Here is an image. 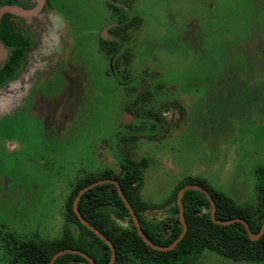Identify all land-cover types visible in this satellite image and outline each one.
Instances as JSON below:
<instances>
[{
	"label": "rangeland",
	"instance_id": "1",
	"mask_svg": "<svg viewBox=\"0 0 264 264\" xmlns=\"http://www.w3.org/2000/svg\"><path fill=\"white\" fill-rule=\"evenodd\" d=\"M13 1L32 10L39 0ZM107 1L48 0L35 15L7 14L32 44L0 84V264H10L11 240H59L73 186L121 175V157L145 161L138 193L162 207L155 218L185 177L256 205L264 0ZM116 27L122 40L109 56L101 39H118ZM135 98L133 116L125 107ZM195 264L264 261L204 251Z\"/></svg>",
	"mask_w": 264,
	"mask_h": 264
},
{
	"label": "trees",
	"instance_id": "2",
	"mask_svg": "<svg viewBox=\"0 0 264 264\" xmlns=\"http://www.w3.org/2000/svg\"><path fill=\"white\" fill-rule=\"evenodd\" d=\"M109 1L116 0L107 1V4L113 7ZM16 4L18 3L13 0L5 2V5ZM132 23H125L123 26L125 28ZM120 31L119 27L111 29V33L122 40L119 35ZM119 39H101V49L105 50L109 56H113L120 48ZM0 41L9 50L6 61L0 67L1 84L8 81L9 75L16 70L18 62L25 58L32 43L27 33L14 29L13 25L7 21V15L3 16L0 21ZM118 60L119 56L116 55L112 62L114 69H118ZM136 99L125 107L126 111L128 110L133 116L135 114L131 113L129 108ZM174 105L180 113H183L180 105L177 103ZM120 163L121 175L114 176L108 171L101 175V178L114 179L118 182L126 200L136 213L144 234L156 245L166 247L180 235L182 227L179 221L177 195L179 190L186 185L201 186L210 194L215 203V216L218 220L243 219L254 233H258L262 226L264 219V166L255 172L257 176L256 205H238L222 193L206 187L203 180L185 177L164 204L163 217L158 219L149 216L148 213H157L162 207L141 201L138 193L142 185V171L147 167L145 161L133 162L121 157ZM94 181L96 180L87 179L73 186L65 207L63 234L59 240L52 242L11 240L3 245L9 263L48 264L56 252L73 249L87 254L96 264H108L111 256L110 248L80 223L72 207L78 191ZM182 202L187 231L176 247L167 252L155 251L142 241L114 185L103 184L86 191L81 196L77 207L80 215L114 246L116 253L114 264H126L131 261L138 264H195L204 251H213L225 259L237 262L259 263L264 261V234L257 241H251L245 228L239 223L227 226L214 224L208 213L209 201L200 191H186ZM86 263V260L78 254L66 253L53 264Z\"/></svg>",
	"mask_w": 264,
	"mask_h": 264
},
{
	"label": "water",
	"instance_id": "3",
	"mask_svg": "<svg viewBox=\"0 0 264 264\" xmlns=\"http://www.w3.org/2000/svg\"><path fill=\"white\" fill-rule=\"evenodd\" d=\"M43 2H44V0H39L38 4L36 5V7L34 9H32V10H23V9H20L19 7L12 6V5L1 6L0 7V21H1L2 17L5 14H13V15L20 16V17H27V16L35 15L36 13L40 12V10H41V8L43 6ZM6 57H7V51L5 49L4 44L0 41V65H1L2 62H4L6 60ZM111 62H112V60H111ZM103 184H112V185H114L116 187L118 195L121 198L122 202L124 203L127 211L129 212L130 218H131V220H132V222H133V224H134V226H135V228L137 230V233H138L139 237L142 239V241L148 247H150L151 249H153L155 251H159V252L171 251L172 249H174L176 247V245L185 236V233L187 231V225H186L185 220H184V207H183L182 198H183L184 193L186 191H188V190L200 191L201 193H203L206 196V198H207V200L209 201V204H210L208 213H209L210 218H211V220H212V222L214 224L220 225V226H227V225H231V224H234V223H239L245 228L247 236H248V238L251 241H257L264 234V219H263L262 226H261V228H260L258 233L252 232L250 227H249V225L247 224V222L244 221L243 219H240V218H236V219H232V220H226V221L218 220L216 218V216H215V203H214L212 197L210 196V194L204 188H202L201 186H198V185H186V186L182 187L179 190L178 195H177V203H178V210H179V221L181 223L182 231H181L180 235L170 245H168L166 247H162V246L156 245V244L152 243L147 238V236L144 234V232H143V230H142V228L140 226V223L138 221L137 215L134 212V210L132 209L131 205L126 200V198H125V196H124V194H123L118 182L115 181L114 179H102V180H98V181H95L93 183H90V184L86 185L85 187H83L82 189H80L78 191L77 195L74 198L72 207H73V212L76 215V217L78 218V220L80 221V223L82 225H84L85 227H87L93 233L94 236H97L102 241H104L108 245V247L110 248L111 256H110V260H109L108 264H114V262H115L116 253H115L114 246L112 245V243L103 234H101L97 229H95L93 226H91L80 215L78 207H77L81 196L86 191H88V190H90V189H92L94 187L103 185ZM148 215L149 216L155 215V213L149 212ZM151 217H153V216H151ZM66 253L78 254L79 256L83 257L88 264H96L94 262V260L92 258H90L87 254H85V253H83L81 251H78V250H73V249H65V250H61V251L56 252L51 257V259L48 262V264H53L60 256H62L63 254H66Z\"/></svg>",
	"mask_w": 264,
	"mask_h": 264
},
{
	"label": "flooded vegetation",
	"instance_id": "4",
	"mask_svg": "<svg viewBox=\"0 0 264 264\" xmlns=\"http://www.w3.org/2000/svg\"><path fill=\"white\" fill-rule=\"evenodd\" d=\"M46 1H47V0H44L43 4L46 3ZM12 6H14V5H12ZM42 7H43V6H42ZM41 10H42V8H41ZM41 10H40V11H41ZM5 15H7V14H5ZM5 15H4V16H5ZM118 39H119V38H118ZM119 41H120V39H119ZM120 42H121V41H120ZM30 50H31V49H30ZM30 50H29V52H30ZM29 52H28V53H29ZM113 59H114V58H113ZM112 62H113V61H112ZM111 65H112V64H111ZM7 84H8V83H7ZM86 264H88V263H86Z\"/></svg>",
	"mask_w": 264,
	"mask_h": 264
}]
</instances>
